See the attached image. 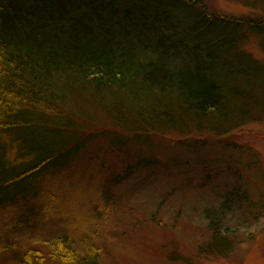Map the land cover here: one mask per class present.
I'll return each mask as SVG.
<instances>
[{"label": "trees", "instance_id": "1", "mask_svg": "<svg viewBox=\"0 0 264 264\" xmlns=\"http://www.w3.org/2000/svg\"><path fill=\"white\" fill-rule=\"evenodd\" d=\"M251 35L264 46V19L225 18L205 0H0V208L43 194L96 116L137 142L186 124L222 135L255 107L235 87L256 65L241 50ZM232 56L246 67L238 79L221 73ZM37 132L58 143L37 144ZM91 238L83 252L67 235L11 243L6 264H103Z\"/></svg>", "mask_w": 264, "mask_h": 264}, {"label": "rangeland", "instance_id": "2", "mask_svg": "<svg viewBox=\"0 0 264 264\" xmlns=\"http://www.w3.org/2000/svg\"><path fill=\"white\" fill-rule=\"evenodd\" d=\"M205 3L236 21L264 19V0ZM262 43L251 35L241 47L258 72L253 67L238 79L246 67L234 56L221 72H236L237 91L247 106L255 104L235 113L222 135L186 124L137 142L110 118L96 116L88 144L65 171L45 179L43 194L0 208V264L12 259L8 244L29 247L63 235L80 252L88 237L101 242L103 264H264ZM29 135L37 144L58 143L51 133Z\"/></svg>", "mask_w": 264, "mask_h": 264}]
</instances>
